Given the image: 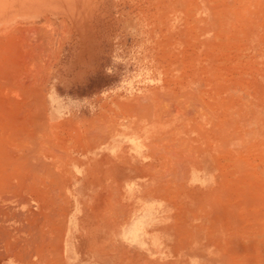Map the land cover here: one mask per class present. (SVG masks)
I'll use <instances>...</instances> for the list:
<instances>
[{
	"label": "rangeland",
	"instance_id": "obj_1",
	"mask_svg": "<svg viewBox=\"0 0 264 264\" xmlns=\"http://www.w3.org/2000/svg\"><path fill=\"white\" fill-rule=\"evenodd\" d=\"M48 94H155L165 170L187 185L209 162L207 218L176 264H264V0H0V264L58 257Z\"/></svg>",
	"mask_w": 264,
	"mask_h": 264
},
{
	"label": "crops",
	"instance_id": "obj_2",
	"mask_svg": "<svg viewBox=\"0 0 264 264\" xmlns=\"http://www.w3.org/2000/svg\"><path fill=\"white\" fill-rule=\"evenodd\" d=\"M56 96L48 94V103L65 153L64 218L56 260L41 254L33 263L176 264L194 257L179 255L186 248L178 243L189 242L183 237L207 218L208 156L189 162L187 185L178 181L185 172L165 170L160 119L145 114L155 94ZM76 124L78 134L71 132ZM3 264H17L16 257Z\"/></svg>",
	"mask_w": 264,
	"mask_h": 264
},
{
	"label": "bare ground",
	"instance_id": "obj_3",
	"mask_svg": "<svg viewBox=\"0 0 264 264\" xmlns=\"http://www.w3.org/2000/svg\"><path fill=\"white\" fill-rule=\"evenodd\" d=\"M237 106V105H236ZM253 106V105H252ZM200 110V109H199ZM258 112V111H257ZM262 113V112H261ZM260 114V113H259ZM234 115V114H233ZM248 119V118H247ZM257 119V118H256ZM255 120V119H254ZM258 120V119H257ZM184 127V126H183ZM230 128H232V127H230ZM232 134V133H231ZM243 140V139H242ZM245 141V140H244ZM232 142H235L234 140L232 141ZM184 143V142H183ZM185 145V144H184ZM222 146H223V144H222ZM183 149V148H182ZM183 152H184V150H182ZM196 156V155H195ZM191 158V157H190ZM196 158V157H195ZM177 165V164H176ZM170 167V166H169ZM176 167H174V169H175ZM177 169V168H176ZM170 170V169H169ZM180 170V169H179ZM177 171V170H176ZM173 172V171H172ZM172 172H170V175H172L173 176V174H171ZM181 172V171H180ZM167 173V172H166ZM181 173H183V172H181ZM164 174V172L162 173V175ZM174 174H176V173H174ZM162 175H160V176H162ZM166 175V174H165ZM176 175H178V173L176 174ZM180 175V174H179ZM163 177V176H162ZM174 177V176H173ZM169 178H171L170 176H169ZM181 178H183V177H181ZM186 178V177H185ZM168 179V178H167ZM180 179V178H179ZM174 180V179H173ZM175 180H177V179H175ZM174 180V181H175ZM180 181V180H179ZM184 181V180H183ZM184 184V183H183ZM223 255V254H222ZM221 255V256H222ZM223 258V257H222Z\"/></svg>",
	"mask_w": 264,
	"mask_h": 264
}]
</instances>
